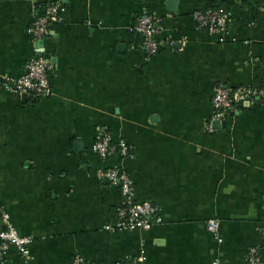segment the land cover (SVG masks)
<instances>
[{
    "label": "crops",
    "instance_id": "1",
    "mask_svg": "<svg viewBox=\"0 0 264 264\" xmlns=\"http://www.w3.org/2000/svg\"><path fill=\"white\" fill-rule=\"evenodd\" d=\"M56 1L64 11L38 46L29 30ZM212 7L230 15L224 34L194 18ZM143 14L161 25L152 57L131 31ZM35 45L52 65V95L35 101L0 83V227L31 237V257L0 247V264L141 253L145 264H250L251 248L264 263V105L213 117L219 84L264 86V0H0V76L24 75ZM102 130L131 157L94 154ZM116 167L137 201L159 207L150 229H117L124 199L98 176Z\"/></svg>",
    "mask_w": 264,
    "mask_h": 264
},
{
    "label": "built area",
    "instance_id": "2",
    "mask_svg": "<svg viewBox=\"0 0 264 264\" xmlns=\"http://www.w3.org/2000/svg\"><path fill=\"white\" fill-rule=\"evenodd\" d=\"M64 11V6L60 2H50L46 4L41 14H37L32 27L29 30L34 43L41 41L49 36L50 26L53 22L59 20ZM194 18L200 28L208 30L212 34H224L229 29L230 15L222 7H212L206 10H199L194 13ZM131 31L137 34L142 40V47L147 56H155L163 46L158 40L161 32L159 19L150 14L141 15L135 24L131 26ZM179 44L184 46L181 40ZM171 45H176L172 42ZM34 56L26 65V72L19 78H11L7 75L0 76V83L4 89L12 94H27L33 100L37 101L52 95L51 72L52 65L50 61L42 54V49L35 45ZM249 102L252 104L260 103L264 105V86L256 87H238L231 88L224 84H219L214 89L213 108L214 120L222 122L229 114L237 112L240 106ZM92 152L102 160L120 154L123 157H131L129 146L121 142L118 146L113 143L109 132L102 130L94 145ZM101 180L107 181L110 185L119 189L124 205L117 211L118 223L117 229L122 231H132L135 229H150L152 222L160 221L159 207L155 204L144 201L139 202L135 199V183L132 176L120 168H106L99 172ZM0 222H7V216L0 212ZM207 230L219 241V224L211 220L207 225ZM33 239L29 236H23L16 232L12 227H0V247L6 250L9 247H15L24 259H30L29 247ZM247 260L250 264H264L256 248H251L247 253ZM146 257L144 253L132 261L118 264H145ZM73 264H88L84 259L77 256ZM218 264V263H216Z\"/></svg>",
    "mask_w": 264,
    "mask_h": 264
},
{
    "label": "water",
    "instance_id": "3",
    "mask_svg": "<svg viewBox=\"0 0 264 264\" xmlns=\"http://www.w3.org/2000/svg\"><path fill=\"white\" fill-rule=\"evenodd\" d=\"M38 46H43V40L39 41ZM24 95L26 96L27 94Z\"/></svg>",
    "mask_w": 264,
    "mask_h": 264
}]
</instances>
